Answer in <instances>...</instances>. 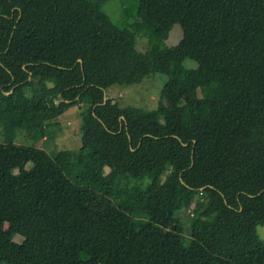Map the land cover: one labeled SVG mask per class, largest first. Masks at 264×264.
Returning a JSON list of instances; mask_svg holds the SVG:
<instances>
[{
  "label": "trees",
  "instance_id": "1",
  "mask_svg": "<svg viewBox=\"0 0 264 264\" xmlns=\"http://www.w3.org/2000/svg\"><path fill=\"white\" fill-rule=\"evenodd\" d=\"M109 1L0 0V264H264V0ZM151 75L156 110L105 103ZM79 105L77 152L15 142Z\"/></svg>",
  "mask_w": 264,
  "mask_h": 264
},
{
  "label": "rangeland",
  "instance_id": "2",
  "mask_svg": "<svg viewBox=\"0 0 264 264\" xmlns=\"http://www.w3.org/2000/svg\"><path fill=\"white\" fill-rule=\"evenodd\" d=\"M135 0H110L105 6L104 11L108 13L111 19L118 25H123L128 22L131 23V13L134 12ZM138 6V3H137ZM184 37V31L179 25H175L170 32L169 38L163 42V47H174L180 44ZM137 49L140 52L148 51V39L145 34L137 35ZM185 66L191 68L196 66V63L190 60L185 62ZM168 77L164 75H151L147 77L142 83L133 86H112L109 88V95L107 99H114L119 102L120 107L133 106L144 110H156L162 100V91ZM83 107L75 106L66 111L62 116L56 119L55 124L50 128L51 136L54 138H44L42 141L37 142L33 135L26 132L18 131L16 143L25 146H35L37 148L46 149L49 154H54L61 150H70L77 152L81 148V127L82 119L81 113ZM2 128H0V131ZM40 140V139H38ZM0 142H5V137L0 132ZM32 163L28 164L31 167ZM108 173V170L105 169ZM166 180V178H165ZM134 182L129 183V187H134ZM191 216L193 212L183 211L177 212L178 217L184 224V234L186 239L190 238ZM257 233L260 239L264 240V225L257 227ZM23 238L17 236L16 242H21Z\"/></svg>",
  "mask_w": 264,
  "mask_h": 264
},
{
  "label": "water",
  "instance_id": "3",
  "mask_svg": "<svg viewBox=\"0 0 264 264\" xmlns=\"http://www.w3.org/2000/svg\"><path fill=\"white\" fill-rule=\"evenodd\" d=\"M79 62H82L81 60H79ZM107 98H105V103L107 102ZM113 104H115V101H113ZM187 146V145H186Z\"/></svg>",
  "mask_w": 264,
  "mask_h": 264
}]
</instances>
